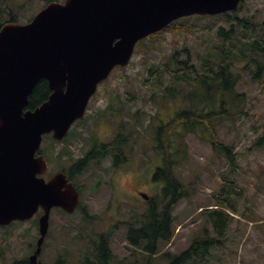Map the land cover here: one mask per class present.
Wrapping results in <instances>:
<instances>
[{
  "label": "rangeland",
  "instance_id": "rangeland-1",
  "mask_svg": "<svg viewBox=\"0 0 264 264\" xmlns=\"http://www.w3.org/2000/svg\"><path fill=\"white\" fill-rule=\"evenodd\" d=\"M45 5L40 0H0V22L14 18L17 24H24ZM237 17L253 20L258 25L264 24V0H244ZM185 23L190 27L183 28ZM227 25L222 19L212 17L181 18L152 35L149 40L144 39L128 65L119 70L115 69L98 86L95 98L89 102L85 118L73 125L68 138L57 144L46 141L45 144L51 150L49 155H52L51 158L48 157L51 171L67 167L82 156L87 144L101 141L107 130L113 134L115 129L122 126V138L125 139L128 151L124 153L127 163L121 169L136 171L137 189L145 192L150 199L160 196L158 204H162L163 185H144V179L149 178L152 170L162 163L155 150L154 130L159 126V120L166 121L173 112L184 107L181 98H177L179 94L176 91L174 99L169 98L170 93L164 96V86L170 81L165 64L174 51L185 60L183 51L187 49L193 64L199 66L204 54L210 53L212 45L218 43L216 29L220 26L226 28ZM171 27L180 31L172 32L174 30L170 31ZM153 44L155 46L151 47ZM246 73H240L241 78L236 89L246 95L245 110L249 118L244 123L241 122L235 130L227 124L217 129L221 140L235 147L237 172L228 174L227 162L213 155L199 133L183 132L182 140L187 148L186 160L178 163L175 173L183 184L184 196L173 207L172 240L160 244L158 253L151 257L156 264H168L174 255L181 254L195 238L214 235L212 224L207 222L208 217L202 215L213 211L226 214L225 237L220 241V246L211 250L202 262L192 264H264V148H251L258 137L264 136V76L257 82L252 81L251 76ZM178 90L184 94L188 89L179 87ZM112 96L114 100L111 102L109 98ZM175 100L177 106L173 107ZM106 125L113 128H105ZM62 152L64 155L60 154ZM96 167L98 166L91 165V172H96ZM122 172L128 173V177L121 180L124 187L127 181L128 184L136 182L130 175L134 172ZM104 193L108 197L107 189ZM85 199L89 202L105 200L104 197L91 193L86 194ZM147 207L148 203L141 199L132 204L137 217ZM129 209L125 204L121 205L119 212L122 216L118 212L116 216L127 218L128 215L125 214ZM59 216L58 212L53 216L55 221L51 225L52 237L57 228L72 223L71 220ZM57 232L55 236L58 235V239L63 237L66 242L63 241L61 245H50L48 242L41 256L42 261L52 264L58 251L66 254L67 250V264H79V241L75 242L72 236L66 238L65 229ZM8 233V237L0 240V263L11 264L27 258L37 238L34 222L13 227ZM0 236H6V233H0ZM129 250L131 251L122 233L116 247V253L120 255L117 261L129 260ZM131 253L137 260L145 259L142 252Z\"/></svg>",
  "mask_w": 264,
  "mask_h": 264
},
{
  "label": "water",
  "instance_id": "water-1",
  "mask_svg": "<svg viewBox=\"0 0 264 264\" xmlns=\"http://www.w3.org/2000/svg\"><path fill=\"white\" fill-rule=\"evenodd\" d=\"M240 2L64 0L47 4L28 24L0 27V225L30 219L43 208L31 264H40L50 209L72 212L79 202L64 174L47 182L37 178L47 169L35 156L42 136L61 140L83 117L98 85L129 63L140 40L177 19L234 11ZM42 80L50 90L47 100L27 109Z\"/></svg>",
  "mask_w": 264,
  "mask_h": 264
},
{
  "label": "trees",
  "instance_id": "trees-1",
  "mask_svg": "<svg viewBox=\"0 0 264 264\" xmlns=\"http://www.w3.org/2000/svg\"><path fill=\"white\" fill-rule=\"evenodd\" d=\"M243 2L244 0L233 12L212 17L222 19L223 23L228 25L226 28L220 26L216 29L218 43L212 45L210 53L204 54L199 66L193 64L187 49L183 51L186 55L185 60L174 51L165 64L170 81L164 86V96L170 93L169 98L174 99L176 91L179 94L177 98H181L184 107L173 112L166 121L156 118L160 124L154 130V143L162 165L154 178L164 184L162 189L164 201L162 204L149 203L147 210L138 216L136 238L131 241L141 248L142 252L150 253L148 260L141 263L156 264L151 260L152 255L157 254L160 244L169 243L173 238V207L184 196L183 184L175 173L178 163L186 160L187 148L182 140L184 131L199 133L209 145L213 155L227 162L228 174L237 172L235 147L232 144H225L217 129L227 124L235 130L241 122L244 123L249 118L245 110L246 95L236 89L241 78L240 73L247 72L251 80L257 82L264 76V24L258 25L253 20L237 17ZM13 21L14 18H10L8 21L0 22V27L5 22ZM189 27L188 23L183 26L186 29ZM169 29L174 30L172 32L180 31L172 27ZM186 29L184 31H188ZM141 42L143 40L139 42L137 50ZM179 87L188 90L181 94ZM49 94L47 83L43 80L39 81L29 95L27 108L33 109L40 105L47 100ZM113 98V96L109 98V101L111 99L112 102ZM173 105V107L177 106L176 100ZM108 127L112 126H105ZM114 131L123 133L122 126ZM46 137L44 136V139ZM46 140L52 142L50 138L44 141ZM251 148L254 150L264 148V136L258 137ZM95 155V152H91L85 160H94ZM202 215L208 217L207 222L212 224L214 235L195 238L185 251L170 259L169 264L200 263L211 250L220 246V241L225 237L226 214L222 211H213Z\"/></svg>",
  "mask_w": 264,
  "mask_h": 264
},
{
  "label": "flooded vegetation",
  "instance_id": "flooded-vegetation-1",
  "mask_svg": "<svg viewBox=\"0 0 264 264\" xmlns=\"http://www.w3.org/2000/svg\"><path fill=\"white\" fill-rule=\"evenodd\" d=\"M95 95L90 99V102L95 98ZM88 109L89 108L87 107L85 116ZM85 116L76 121L74 124L82 122ZM48 136L51 137L50 135ZM122 137L123 133L120 131H114L113 134H110L107 130L106 135L102 137L101 141L87 144L86 148L82 151V156L79 157L78 160L72 161V163H69L67 167H60L54 171H51L48 161V157L51 158L52 156L49 155L51 150L47 147V144H44L43 142L41 143L36 157L42 156L47 163V170L44 174L37 175V178H42L47 182L56 174H64L67 179V183L70 184L79 194V202L72 212L65 211L61 207H52L50 209L48 230L44 236L41 251L37 256V261L40 264H46L42 261L41 256L44 250H46L48 242L50 245L52 243H59V245H61L64 241L63 237L58 239L59 236H55V233H58L57 231L59 229L66 230V238L72 236L75 242L79 241V245L81 247V249L77 251V260L79 261V264H134L146 262L148 260L150 253L147 251L142 252V249L132 244L131 241L135 240L138 227V217L135 214L136 211L132 209V204L136 203L139 199L148 204L155 203V200L150 199V196H148L145 192L137 189L136 185L138 174L136 171H129L132 169L128 170L125 168L121 169L123 164L127 163L124 153L128 151H126L125 139ZM65 138L59 142L52 140L51 143H62ZM91 152L96 153L94 160H85L87 155ZM60 154L64 155L63 152ZM82 160H85V162ZM91 165L98 166L96 167V172H91ZM159 169L160 167H155L154 170H152L151 176L144 179L145 186H150L151 183L163 185L162 181H156L154 178ZM122 170L134 172L133 174L130 173V175L133 176V179L136 182L128 184L127 181L126 187H124L121 180L123 177H128V173H124ZM105 189L108 190V197L104 193ZM88 193L98 194L100 197H104L105 200L89 202L85 199V195ZM113 204H115L114 207ZM123 204H125L126 207H130V209L125 214L128 215V217L122 219L116 216V212L120 214L119 208ZM57 212L60 213L59 217L63 216V219L71 220L72 223H69V225L65 224L57 228V230L54 231V237H52L53 230L51 225H54L55 220L53 219V216ZM43 214V208L38 207L36 214L29 220H13L8 224L0 225V233H6V236H0V240H4L8 237L9 229L21 225L23 226L30 221L34 222V226L37 230L35 244L32 246L33 248L27 255V258L15 261L11 264H31L30 258L36 251L37 241L40 238L39 220ZM122 233L131 251L142 252L145 259L137 260L129 250L127 252L129 260H126L125 262L117 261L120 258V255L116 253V247L118 238H120ZM64 234L65 232L63 233V236ZM64 242H66V240ZM66 254L63 253V251H58L52 264H67ZM153 256L155 255H152V257Z\"/></svg>",
  "mask_w": 264,
  "mask_h": 264
},
{
  "label": "bare ground",
  "instance_id": "bare-ground-1",
  "mask_svg": "<svg viewBox=\"0 0 264 264\" xmlns=\"http://www.w3.org/2000/svg\"><path fill=\"white\" fill-rule=\"evenodd\" d=\"M236 192V191H235ZM40 237V236H39Z\"/></svg>",
  "mask_w": 264,
  "mask_h": 264
}]
</instances>
